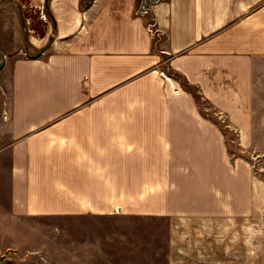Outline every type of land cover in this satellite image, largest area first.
<instances>
[{"label": "crops", "instance_id": "1", "mask_svg": "<svg viewBox=\"0 0 264 264\" xmlns=\"http://www.w3.org/2000/svg\"><path fill=\"white\" fill-rule=\"evenodd\" d=\"M19 1L39 54L10 66L0 251L16 264L34 251L38 264H223V225L264 212V180L184 84L252 151L264 0ZM40 221L54 232L36 248Z\"/></svg>", "mask_w": 264, "mask_h": 264}, {"label": "rangeland", "instance_id": "2", "mask_svg": "<svg viewBox=\"0 0 264 264\" xmlns=\"http://www.w3.org/2000/svg\"><path fill=\"white\" fill-rule=\"evenodd\" d=\"M19 0H0V146L5 144L9 138V116L11 106V87H10V66L16 57H33L39 54V50H32L30 34L28 31V23L22 17ZM30 24V23H29ZM184 83V82H183ZM186 85V84H184ZM195 94L201 110L215 121L218 122L226 137L227 148L231 156L239 155L248 159L252 167L255 169L256 176L264 180V140H260L264 136L263 128L257 129V140H253V149L248 151L246 148H240L239 140H236L235 132L231 129L225 119L195 93V89L188 86ZM257 119L262 125L264 114L258 112ZM253 224L234 223L227 226L223 225L222 244L224 250L222 253L223 264H264V212L254 217ZM148 226H141L145 231ZM158 227V226H157ZM163 227L164 226H159ZM213 227V226H212ZM220 226H217L219 229ZM31 240L28 241L32 246L40 245L44 241L37 238L44 233L54 232L53 225L43 224L42 221L31 223ZM199 226L184 227L187 233H200ZM218 233V232H217ZM46 243L53 244V241ZM195 243V242H194ZM197 244V243H196ZM44 245V244H43ZM37 248V247H36ZM39 249V248H38ZM243 253V256H242ZM14 250L6 249L0 251V264H16V260L12 257ZM193 255H198L197 251H193ZM32 256V258H30ZM196 256L189 258L191 263H198ZM47 261L54 262V257L46 254ZM23 259L21 264H38L42 262L39 252H31ZM194 261V262H192ZM19 264V263H18Z\"/></svg>", "mask_w": 264, "mask_h": 264}, {"label": "water", "instance_id": "3", "mask_svg": "<svg viewBox=\"0 0 264 264\" xmlns=\"http://www.w3.org/2000/svg\"><path fill=\"white\" fill-rule=\"evenodd\" d=\"M149 2H156L157 0H148ZM146 5H147V0H141V6H140V9L141 10H145V8H146ZM50 44V43H49ZM49 44H47L46 46H44L42 49H41V51H44L47 47H48V45ZM0 55L2 56V58H4V55L0 52ZM1 65V64H0Z\"/></svg>", "mask_w": 264, "mask_h": 264}, {"label": "trees", "instance_id": "4", "mask_svg": "<svg viewBox=\"0 0 264 264\" xmlns=\"http://www.w3.org/2000/svg\"><path fill=\"white\" fill-rule=\"evenodd\" d=\"M185 86H186V87H188V85H187V84H186Z\"/></svg>", "mask_w": 264, "mask_h": 264}]
</instances>
